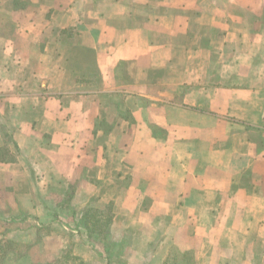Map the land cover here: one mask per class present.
Wrapping results in <instances>:
<instances>
[{
	"label": "crops",
	"instance_id": "obj_1",
	"mask_svg": "<svg viewBox=\"0 0 264 264\" xmlns=\"http://www.w3.org/2000/svg\"><path fill=\"white\" fill-rule=\"evenodd\" d=\"M108 206L129 260L264 264V0H0V223L105 258Z\"/></svg>",
	"mask_w": 264,
	"mask_h": 264
},
{
	"label": "rangeland",
	"instance_id": "obj_2",
	"mask_svg": "<svg viewBox=\"0 0 264 264\" xmlns=\"http://www.w3.org/2000/svg\"><path fill=\"white\" fill-rule=\"evenodd\" d=\"M111 215L112 209L108 206L102 212H90L82 221L89 239H94L95 243L101 240L105 258L96 250L94 252L87 250L85 245L78 242L71 243L72 240L63 245L50 244L49 237L54 236L55 233L59 237L65 236L61 229L34 227L30 219L21 226L9 227L0 223V264H143L138 258L129 260L132 244L129 242L128 234H139L141 230H129L128 234L125 232L115 234L111 223H107ZM87 218L90 219L87 221ZM98 220L99 223L95 227V221ZM21 231L25 232L26 236L20 234ZM113 235H116L118 240H112ZM23 237L25 241L22 240ZM238 248L235 247L236 254ZM91 253L94 255L92 256ZM166 264H197V259L172 248Z\"/></svg>",
	"mask_w": 264,
	"mask_h": 264
},
{
	"label": "trees",
	"instance_id": "obj_3",
	"mask_svg": "<svg viewBox=\"0 0 264 264\" xmlns=\"http://www.w3.org/2000/svg\"><path fill=\"white\" fill-rule=\"evenodd\" d=\"M87 216H89V213L87 214ZM90 219V218H89ZM88 218H87V221L89 220ZM112 219H113V217L111 216V218L109 219V221L107 222V223H111L112 222ZM98 223H99V220L98 221H95V227L98 225Z\"/></svg>",
	"mask_w": 264,
	"mask_h": 264
}]
</instances>
